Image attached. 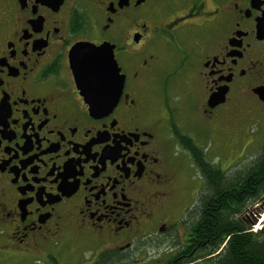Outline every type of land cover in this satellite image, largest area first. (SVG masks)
I'll use <instances>...</instances> for the list:
<instances>
[{
	"label": "flooded vegetation",
	"instance_id": "1",
	"mask_svg": "<svg viewBox=\"0 0 264 264\" xmlns=\"http://www.w3.org/2000/svg\"><path fill=\"white\" fill-rule=\"evenodd\" d=\"M261 91L264 0H0V264H59L70 234L84 264H176L206 190L183 123L243 142Z\"/></svg>",
	"mask_w": 264,
	"mask_h": 264
},
{
	"label": "trees",
	"instance_id": "2",
	"mask_svg": "<svg viewBox=\"0 0 264 264\" xmlns=\"http://www.w3.org/2000/svg\"><path fill=\"white\" fill-rule=\"evenodd\" d=\"M193 154L206 190L194 216L196 237L174 258L176 264L207 259L214 264H264V232L253 233L241 218L248 205L264 196V148L250 168L231 173L211 165L201 151L193 149Z\"/></svg>",
	"mask_w": 264,
	"mask_h": 264
},
{
	"label": "rangeland",
	"instance_id": "3",
	"mask_svg": "<svg viewBox=\"0 0 264 264\" xmlns=\"http://www.w3.org/2000/svg\"><path fill=\"white\" fill-rule=\"evenodd\" d=\"M244 108V107H243ZM249 109H239V112L228 121L230 130H233L234 133L238 134H247L242 141L230 142L225 144L224 141H220L217 137H210L205 134H202L200 131L199 125L196 128L191 125L189 122L183 123L185 127L184 130L194 131L195 134V143L201 147L205 153H207L206 158L209 162L219 168L222 172H234L235 170H247L251 167L255 158L258 155L259 150H261V143L264 131V120L261 119L260 123H254L251 121L253 112ZM250 114H249V113ZM250 115V119H248ZM191 119L194 120V117L191 116ZM241 120V121H240ZM250 120V121H249ZM249 121V122H248ZM230 123V125H229ZM245 123V125H244ZM252 124V125H251ZM241 129V127H243ZM249 126L248 133L247 128ZM190 131V132H191ZM238 134V135H239ZM221 134L218 133L219 137ZM251 137H258V144L251 145L246 147L245 143L250 142L254 139ZM249 138V140H247ZM255 141V140H254ZM256 142V141H255ZM264 196L257 202L248 205L241 215L250 226V230L253 233L264 232ZM69 249L62 254H59V264H84L87 258L90 256L92 251H95L96 246H91L84 238L70 234ZM86 243V244H85ZM87 245V246H86ZM164 257L157 258H145V264H155L158 260L163 259ZM199 264H214L210 259L204 260Z\"/></svg>",
	"mask_w": 264,
	"mask_h": 264
},
{
	"label": "water",
	"instance_id": "4",
	"mask_svg": "<svg viewBox=\"0 0 264 264\" xmlns=\"http://www.w3.org/2000/svg\"><path fill=\"white\" fill-rule=\"evenodd\" d=\"M104 54V49L102 47L100 48H95L94 51H92L91 53H89L86 57V61L84 63V65H91L90 68V80L94 81V82H98L99 81V70L92 68V65L94 66H98L99 65V58L102 57ZM112 56V55H111ZM109 54H106V64L110 65L113 63L112 57ZM107 77V76H106ZM82 78V77H81ZM120 87L118 86V94L120 92ZM97 89V87H96ZM259 97L261 99V101L264 102V92L261 91V93H258ZM218 102H216L214 99H212L209 102V105L213 106L215 104H217Z\"/></svg>",
	"mask_w": 264,
	"mask_h": 264
},
{
	"label": "bare ground",
	"instance_id": "5",
	"mask_svg": "<svg viewBox=\"0 0 264 264\" xmlns=\"http://www.w3.org/2000/svg\"><path fill=\"white\" fill-rule=\"evenodd\" d=\"M263 218H264V216H263Z\"/></svg>",
	"mask_w": 264,
	"mask_h": 264
}]
</instances>
